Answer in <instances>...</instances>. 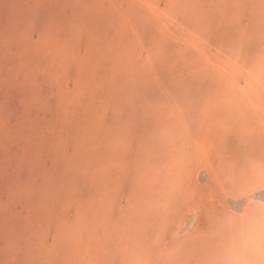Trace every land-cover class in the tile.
<instances>
[{
    "label": "rangeland",
    "instance_id": "1",
    "mask_svg": "<svg viewBox=\"0 0 264 264\" xmlns=\"http://www.w3.org/2000/svg\"><path fill=\"white\" fill-rule=\"evenodd\" d=\"M0 264H264V0H0Z\"/></svg>",
    "mask_w": 264,
    "mask_h": 264
}]
</instances>
